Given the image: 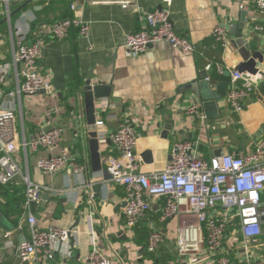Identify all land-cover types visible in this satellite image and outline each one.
I'll return each mask as SVG.
<instances>
[{
	"label": "crops",
	"instance_id": "crops-1",
	"mask_svg": "<svg viewBox=\"0 0 264 264\" xmlns=\"http://www.w3.org/2000/svg\"><path fill=\"white\" fill-rule=\"evenodd\" d=\"M165 1L11 0L8 13L6 4L0 0V69L6 68V73H0V91L6 95L18 88L20 66L13 64V49L22 38L26 44L42 40L37 70L47 90H52L11 98V108L16 114L15 160L32 183L45 187L41 202L32 206V214L41 230L52 225L76 229L69 244L71 256L59 252L53 261L42 264H85L95 243L113 264H217L218 257L209 254L204 246L198 251L179 252L181 221L163 219L164 199L153 200L147 216L134 228L126 227L123 215L126 192L111 183L105 171V160L119 156L109 136L124 122L134 128L138 136L135 153L139 172L144 174L164 170L172 159L174 145L179 142H191L206 160L253 152L257 143L264 140V78L252 76L249 80L255 89L243 101V112H233L223 98L217 103L219 113L215 118L208 117L200 95L189 88L203 79V72L214 81H226L229 87L231 76L227 78L225 74L235 72L245 56L244 48L235 43L237 35L252 49L258 47L264 53V12L255 7L254 0H171L168 9L175 29L197 50L208 42L209 49L218 48L212 42L213 31L217 27L225 29L228 44L221 47L222 63L211 61L202 65L198 51L184 54L166 42L150 47L142 55H131L123 47L126 37L145 27L143 13L166 9ZM124 4L127 8H123ZM66 18L87 23L88 36L73 30L64 40L52 38L50 27ZM212 53L211 50L209 55ZM258 68L264 76V62ZM87 81L94 84L101 81L112 88L109 98L95 101L96 121L104 122V127L98 128L101 155L98 172L93 171L88 144L82 93ZM194 104L200 106L204 119L186 114V109ZM53 128L63 132L59 148L33 151L25 146L34 135ZM61 150L69 151L85 167V172L76 175L64 170L45 175L38 170L40 158L57 155ZM147 152L152 154L151 162L143 158ZM10 186V192L0 187V264H21L16 246L29 239V225L24 220L23 230L16 231L13 221L15 212L21 211L22 217L27 215L25 204L21 203L25 186ZM97 187L100 191L96 192ZM3 209L7 213L3 214ZM155 230L164 231L166 241L156 253L150 254L146 244ZM7 231L13 232L11 248L5 246ZM231 235L228 232L223 251L230 254L231 264H245L242 245L230 243ZM252 256L256 257L254 264H264V247L254 250Z\"/></svg>",
	"mask_w": 264,
	"mask_h": 264
},
{
	"label": "built area",
	"instance_id": "built-area-1",
	"mask_svg": "<svg viewBox=\"0 0 264 264\" xmlns=\"http://www.w3.org/2000/svg\"><path fill=\"white\" fill-rule=\"evenodd\" d=\"M2 1L9 13L11 0ZM165 2L166 9L143 13L145 27L126 37L123 47L131 55H142L150 47L162 42L184 54L197 52L195 44L178 34L168 9L171 0ZM254 4L258 10L264 12V0H254ZM74 8L71 7L72 10ZM123 8L127 6L124 4ZM243 8L242 5L241 9ZM73 30L87 37L90 27L78 19L66 18L50 27V36L56 40H64ZM17 33L22 34L19 28ZM213 37L221 47L227 46L228 39L224 28H215ZM42 50V40L26 44L23 38L20 39L17 47L13 49V64L20 66L18 76L21 80L18 88L16 92L6 95L0 91V185L25 186L24 209L27 215L22 217L16 231L23 230L26 220L30 235L28 240L16 246V255L21 264L49 263L59 252L70 257L69 244L76 235L74 228L52 225L44 230L39 229L38 221L32 214V206L41 202L45 187L32 183L22 173L14 157L17 150V131L11 98L21 95L35 96L48 89L37 70ZM209 68L210 66L207 67ZM0 73H6V68H1ZM254 89L255 85L245 80L243 74L233 72L225 97L229 108L236 113L243 112V101ZM186 114L189 117L205 118L197 104L188 107ZM96 127L103 128L104 122L96 121ZM62 135L61 129L53 128L34 135L25 146L33 151L40 148L55 150L60 146ZM102 137L105 138L104 135ZM109 140L119 156H109L105 160V171L109 181L123 187L126 192L123 215L127 228H134L147 216L152 210L153 200L164 199L163 219L179 218L181 221L177 241L181 254L191 250L198 251L204 246L209 254L218 257L217 264H231L230 254L223 251L228 232H231L230 243L242 245L245 264H254V250L264 247L261 242L264 234V140L259 141L251 153L224 154L210 160L202 158L191 142H179L174 145L172 159L164 170L151 174L139 172V159L135 153L138 136L130 124L122 123L109 136ZM36 165L45 175H54L64 170L76 175L85 172V167L78 164L67 150L40 158ZM12 235L11 231L4 234L6 248L14 246L11 242ZM165 241L164 231H152L148 236L146 249L154 254ZM85 264L113 263L95 243L85 259Z\"/></svg>",
	"mask_w": 264,
	"mask_h": 264
},
{
	"label": "water",
	"instance_id": "water-1",
	"mask_svg": "<svg viewBox=\"0 0 264 264\" xmlns=\"http://www.w3.org/2000/svg\"><path fill=\"white\" fill-rule=\"evenodd\" d=\"M28 4L29 2L19 8L16 12H13L11 17L20 12ZM243 16H245V14H243ZM235 43L237 46L243 47V51L245 53L243 62L237 66L235 72L243 74L245 80H250L252 76L264 78L260 68H258V66L262 65L264 62V53L261 52L258 47L257 49H252L250 44L243 38L239 37V35H237ZM225 76L228 78L231 76V74L226 73ZM202 77L203 79L201 81L194 82L189 89L192 90L194 94L197 93L200 95L199 97L204 102V108L207 110L208 117L215 118L219 113L217 109V103L219 100L226 97L228 83L226 81H214L213 79L209 78L206 72L202 73ZM111 90V86L106 85L104 82L99 81L94 84L92 81H87L82 92L87 117L88 144L91 152L94 172L101 170V155L99 153L98 128L96 127L95 101L109 98L111 96ZM51 91L52 90H47V92ZM45 92L46 90H42L40 93ZM143 158L145 161L151 162L152 154L147 152L143 155ZM95 191H100V187H97Z\"/></svg>",
	"mask_w": 264,
	"mask_h": 264
},
{
	"label": "trees",
	"instance_id": "trees-1",
	"mask_svg": "<svg viewBox=\"0 0 264 264\" xmlns=\"http://www.w3.org/2000/svg\"><path fill=\"white\" fill-rule=\"evenodd\" d=\"M212 42H214L217 45H219L214 38H212ZM206 44L207 45L205 47H201V48H199V50H197L199 52V55H200L199 62H202L201 63L202 65L203 64L208 65L209 62H211V61H212L211 63H213V64H216V63H219L220 64V63H222V50L223 49L221 48V46L219 45V47L216 48V49H209L208 47L210 45H208V44H210V42H208ZM211 50L213 51V53H212V55H209V52H211ZM209 58H210V60H209ZM206 59H208L209 61L206 60ZM0 187H1V185H0ZM2 187H3L4 191L5 190L8 191V192L11 191V186L10 185L9 186H2ZM22 200L23 201H21V203H22V206H23L25 204V196L23 197ZM5 210L3 209V214L4 213H7ZM20 214H21V211H18V212H15L14 213V217H16V218L13 221V228H16L18 226L17 225L18 224V219H19V217H22V215L20 216ZM9 219H11V216L9 217ZM263 240H264V236H263ZM7 264H11V263H7Z\"/></svg>",
	"mask_w": 264,
	"mask_h": 264
}]
</instances>
